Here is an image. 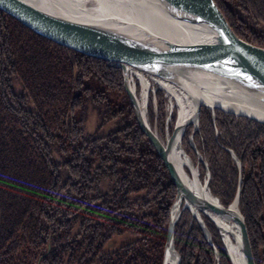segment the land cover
Returning a JSON list of instances; mask_svg holds the SVG:
<instances>
[{"label": "trees", "instance_id": "obj_1", "mask_svg": "<svg viewBox=\"0 0 264 264\" xmlns=\"http://www.w3.org/2000/svg\"><path fill=\"white\" fill-rule=\"evenodd\" d=\"M214 2L235 36L264 48V0ZM206 108L193 139L209 192L228 207L241 180L238 208L264 264V124ZM176 195L121 69L0 10V264H163ZM179 216L180 264H232L205 214L218 259L190 210Z\"/></svg>", "mask_w": 264, "mask_h": 264}, {"label": "water", "instance_id": "obj_2", "mask_svg": "<svg viewBox=\"0 0 264 264\" xmlns=\"http://www.w3.org/2000/svg\"><path fill=\"white\" fill-rule=\"evenodd\" d=\"M158 3L169 15H174L191 24H197L208 29L212 33L214 43L210 45H192L188 42L181 43L168 40L151 32L147 33L146 36L136 37L125 31V27L121 28L122 23L116 26L82 23L58 14L52 9L49 10L43 6H38L31 0H0V10L19 21L25 27L30 28L39 36L52 40L60 46L74 49L82 55L104 60L110 66L121 69L124 87L128 98L131 100L135 118L141 130L144 131L158 152L176 186L177 195L169 211L163 264L166 262L165 258L169 249H172L175 253L177 261L174 264L181 263L180 255L174 248L173 237L175 225L183 209L190 210L199 225L202 226L210 246L216 253V257L218 255L217 250L212 244L211 236L199 213L201 212L211 219L218 229L220 228L216 224L214 215L235 222L240 235L243 264H255L246 224L238 208L241 180L233 203L225 207L209 192L210 175L204 163L208 177L204 187L210 193V196L215 198L217 203L206 199H198L182 181L180 173L177 171L173 161L170 160L176 137L178 136L181 139L186 126L193 122L187 121L185 124H178L180 119V112H178V119L173 128L174 131L164 144L158 138L156 131L151 130L146 119V113L139 109L135 90L130 86V81L132 82L133 78L128 81L127 71L131 69L136 75L144 74L149 76L167 94L169 93L167 86H174L190 95L192 91L191 88L190 90L188 89L185 78L194 75H211L239 87L246 95L255 98V102L264 110V49L235 36L214 0H158ZM149 90L147 91V97ZM171 99H173L172 96ZM202 107L204 106L201 103L197 104V109L193 116L196 118L194 124L199 118ZM218 109L224 110L222 107L217 106L212 111ZM224 111L236 116H246L250 120L253 119L260 124H264V118L258 119L255 116L236 114L230 110ZM194 128L197 129L196 125ZM193 150H195L194 146ZM184 156L190 161L186 154ZM198 157L201 159L200 155ZM190 163L192 162L190 161ZM176 203L180 207L177 214L173 215L172 209ZM229 257L232 264H234L230 253Z\"/></svg>", "mask_w": 264, "mask_h": 264}, {"label": "bare ground", "instance_id": "obj_3", "mask_svg": "<svg viewBox=\"0 0 264 264\" xmlns=\"http://www.w3.org/2000/svg\"><path fill=\"white\" fill-rule=\"evenodd\" d=\"M31 2L82 23L112 26L122 23L123 25L120 27H125V31L136 37H143L151 32L168 40L181 43L188 42L192 45H210L214 43L212 33L208 29L197 24H191L174 15H169L160 7L158 0H31ZM127 76L128 81L131 80V76L136 77L141 87H143L141 92L143 99H137L139 109L146 113L147 91L151 87L150 81L154 83V80L144 74L136 75L131 69L127 71ZM185 83L188 85L189 90L191 88L192 93L190 95L174 86H167V90L170 93L168 94L173 97V100L178 105L177 107L181 109L179 111L180 119L178 124H185L187 121L195 122L196 118L193 116L198 103L211 110L220 106L224 110H230L236 114L255 116L258 119L264 118V110L255 102V98L249 97L239 87L228 81L205 74L187 77L185 78ZM130 86L135 90L131 81ZM180 145L181 139L177 136L170 160L173 161L177 171L180 173L182 181L198 199H206L217 203L215 198L210 196V193L205 189L204 184L199 182L197 173L192 170V165L184 156ZM186 166L191 170V175L185 169ZM179 207L180 205L176 203L172 209L173 215L177 214ZM199 214L201 215V212ZM214 219L220 228L219 231L227 250L229 253L230 250L232 252L230 256L233 258L234 264H243L244 260L241 253L237 224L216 215H214ZM165 260V264H174L177 261L172 249H169Z\"/></svg>", "mask_w": 264, "mask_h": 264}, {"label": "rangeland", "instance_id": "obj_4", "mask_svg": "<svg viewBox=\"0 0 264 264\" xmlns=\"http://www.w3.org/2000/svg\"><path fill=\"white\" fill-rule=\"evenodd\" d=\"M243 41H245V40H243ZM250 44H252V43H250ZM252 45H254V44H252ZM260 48H261V46H260ZM132 78H133V80H132ZM131 80H132V83L134 84V87H135L136 97L138 99L142 100L143 99V95L141 94V92H142L143 87H141V84H139V81H138V79L136 77L131 76ZM150 84H151V88H150L149 93H148V102H147V107H146L147 108V110H146V119H148L149 113H152V118L151 119H153V120H151V123L149 122L151 130H155L157 135H158V137H159V139L165 144L166 141H167L166 139L169 136H171V134L174 131L173 128L175 127V124H176L177 119H178L177 116H178L179 108L177 107L178 105L176 104V102L173 99H171V96H169V94H167V93H166V95L168 97L167 100H165L162 95H161L162 98L159 97V100H158V98L156 97L155 93H156V90L158 89L159 86L156 84V82L151 83V81H150ZM155 85L158 86V87H156ZM137 87H139V88L137 89ZM160 89H162V88H160ZM160 101L163 102L162 111H161V113L163 114L162 116H161V114L159 112V108H158L159 104H160L159 103ZM204 108L205 107H202L201 110L204 109ZM201 110H200V113H201ZM218 110H220L222 112H225L224 110H221V109H218ZM218 110H215V111H218ZM215 111H212L213 112V116H214V112ZM226 113H228V112H226ZM230 114H232V113H230ZM232 115H234V114H232ZM198 117L199 118H198L196 124L191 123V124L186 126V130L188 129L189 133H188V135L186 136V138L184 140L183 137H184V134H185L186 130L184 131V134H183V136L181 138L182 141H181L180 147H181V150H183L184 154H186V156H188L189 160L192 162L191 163L192 169L197 172V177H198L199 182H201L202 184H205V181L208 178L207 177V171H209V170H208L206 161L202 157V154L200 153V151L198 149H196L195 144H194V139H193V135L199 129V125H200V120H201L200 114H199ZM237 117H245V118H247L246 116H241V115L237 116ZM214 118H215V116H214ZM195 125H196L197 129L194 128ZM193 146L195 147V150H197V151L193 150ZM196 152L198 153V155H200L201 159H199V157H198ZM234 157H233V159L235 160L236 166L238 168H240L241 164L239 162V159H237L236 157L234 158ZM204 163L206 164L207 171H205ZM202 166L204 167L203 170L201 169ZM185 169L187 170L189 175H191V170L188 169L187 166L185 167ZM209 175H210V171H209ZM209 181H210V178H209ZM209 184H210V182H209ZM219 236H221L222 245L225 247V249L227 251V254L229 256V252H228L226 246L224 245V239L222 238V235H221L220 231H219ZM230 253L232 254L231 250H230ZM233 256L236 258V256L234 254H233ZM163 262H164V260H163Z\"/></svg>", "mask_w": 264, "mask_h": 264}]
</instances>
